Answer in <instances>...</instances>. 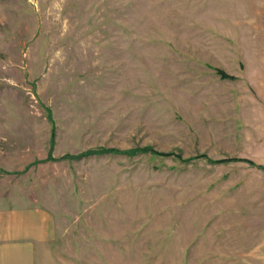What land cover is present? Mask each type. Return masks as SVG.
I'll list each match as a JSON object with an SVG mask.
<instances>
[{
	"label": "rangeland",
	"instance_id": "1",
	"mask_svg": "<svg viewBox=\"0 0 264 264\" xmlns=\"http://www.w3.org/2000/svg\"><path fill=\"white\" fill-rule=\"evenodd\" d=\"M229 157L264 165V0H0V208L39 264H264Z\"/></svg>",
	"mask_w": 264,
	"mask_h": 264
},
{
	"label": "crops",
	"instance_id": "2",
	"mask_svg": "<svg viewBox=\"0 0 264 264\" xmlns=\"http://www.w3.org/2000/svg\"><path fill=\"white\" fill-rule=\"evenodd\" d=\"M0 208V264H39L48 250L47 231L39 232L37 212Z\"/></svg>",
	"mask_w": 264,
	"mask_h": 264
},
{
	"label": "trees",
	"instance_id": "3",
	"mask_svg": "<svg viewBox=\"0 0 264 264\" xmlns=\"http://www.w3.org/2000/svg\"><path fill=\"white\" fill-rule=\"evenodd\" d=\"M216 73L221 77V78H234V76L232 75H229L227 74L224 70L222 69H216L215 70ZM143 151H149L153 153L152 149L150 147H142L141 148ZM134 150H118V149H114V148H98V149H92V150H88L86 151L85 153H83L84 155H88V154H103V153H112V152H121V153H125V154H130L132 153ZM157 154H161V153H158V152H155ZM79 156H82V155H78V156H74V155H70V154H65L63 156H61L60 160L62 159H73L75 157H79ZM49 159H52L54 160V158L52 157H48ZM57 159V158H56ZM232 160H240V161H244L246 162L247 164L251 165V166H255L256 168L260 169V170H263L264 171V165H261V164H257L255 163L254 161L248 159V158H221V159H218L216 162H228V161H232Z\"/></svg>",
	"mask_w": 264,
	"mask_h": 264
}]
</instances>
